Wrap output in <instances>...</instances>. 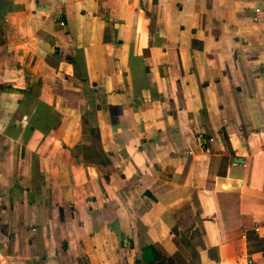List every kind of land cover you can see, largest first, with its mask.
<instances>
[{"label": "crops", "instance_id": "obj_1", "mask_svg": "<svg viewBox=\"0 0 264 264\" xmlns=\"http://www.w3.org/2000/svg\"><path fill=\"white\" fill-rule=\"evenodd\" d=\"M156 255L264 264V0H0V264Z\"/></svg>", "mask_w": 264, "mask_h": 264}, {"label": "trees", "instance_id": "obj_2", "mask_svg": "<svg viewBox=\"0 0 264 264\" xmlns=\"http://www.w3.org/2000/svg\"><path fill=\"white\" fill-rule=\"evenodd\" d=\"M162 258V259H161ZM159 259H161L160 261H158ZM155 261H157V264H181V261H179L178 259H176L175 262H173L172 257H161L156 255V259Z\"/></svg>", "mask_w": 264, "mask_h": 264}, {"label": "built area", "instance_id": "obj_3", "mask_svg": "<svg viewBox=\"0 0 264 264\" xmlns=\"http://www.w3.org/2000/svg\"><path fill=\"white\" fill-rule=\"evenodd\" d=\"M258 12H259V9L258 8H255L254 10H253V14H252V16H251V18H252V20H257V14H258ZM251 262H250V260L248 259V264H250Z\"/></svg>", "mask_w": 264, "mask_h": 264}]
</instances>
